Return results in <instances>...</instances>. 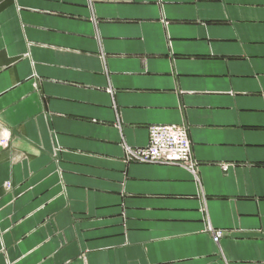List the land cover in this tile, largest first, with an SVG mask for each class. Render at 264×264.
<instances>
[{
  "label": "crops",
  "instance_id": "crops-1",
  "mask_svg": "<svg viewBox=\"0 0 264 264\" xmlns=\"http://www.w3.org/2000/svg\"><path fill=\"white\" fill-rule=\"evenodd\" d=\"M3 137L0 264H264V0H0Z\"/></svg>",
  "mask_w": 264,
  "mask_h": 264
},
{
  "label": "built area",
  "instance_id": "built-area-1",
  "mask_svg": "<svg viewBox=\"0 0 264 264\" xmlns=\"http://www.w3.org/2000/svg\"><path fill=\"white\" fill-rule=\"evenodd\" d=\"M7 140V137H3L0 144L7 146ZM124 152V159L128 164H163L189 168L194 165L191 143L185 126H150L147 145L142 148L125 147ZM211 235L213 243L219 245L226 232L217 230L212 231Z\"/></svg>",
  "mask_w": 264,
  "mask_h": 264
}]
</instances>
